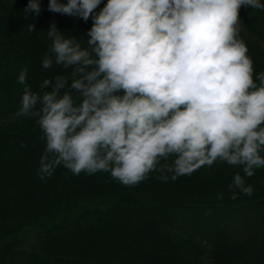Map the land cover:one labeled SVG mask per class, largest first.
Here are the masks:
<instances>
[{
  "label": "clouds",
  "instance_id": "1",
  "mask_svg": "<svg viewBox=\"0 0 264 264\" xmlns=\"http://www.w3.org/2000/svg\"><path fill=\"white\" fill-rule=\"evenodd\" d=\"M102 3L49 0L50 12L92 20L87 47L53 22L41 66L70 74L44 79L40 92L27 68L18 75L13 120L35 119L41 130L38 178L62 166L132 188L152 173L175 181L219 163L240 169L230 198L251 196L245 177L264 168V72L255 74L240 36V10L264 11V2L107 0L96 11ZM41 11V0H28L23 15Z\"/></svg>",
  "mask_w": 264,
  "mask_h": 264
},
{
  "label": "trees",
  "instance_id": "2",
  "mask_svg": "<svg viewBox=\"0 0 264 264\" xmlns=\"http://www.w3.org/2000/svg\"><path fill=\"white\" fill-rule=\"evenodd\" d=\"M48 3L25 18L28 0H0V264H264V168L245 177L253 194L235 200L229 184L240 169L219 163L175 181L152 173L132 188L109 173L74 176L62 166L38 178L41 130L35 119L13 120L24 87L18 75L27 68L36 92L44 79L69 75L62 66L42 68L51 45L43 33L55 22L87 47L92 26L48 11ZM240 17L259 74L264 11L242 7Z\"/></svg>",
  "mask_w": 264,
  "mask_h": 264
},
{
  "label": "rangeland",
  "instance_id": "3",
  "mask_svg": "<svg viewBox=\"0 0 264 264\" xmlns=\"http://www.w3.org/2000/svg\"><path fill=\"white\" fill-rule=\"evenodd\" d=\"M105 4V0H103V3H102V5H104Z\"/></svg>",
  "mask_w": 264,
  "mask_h": 264
}]
</instances>
